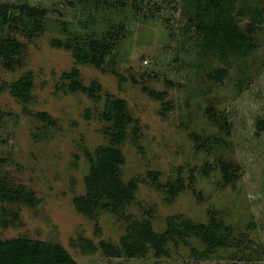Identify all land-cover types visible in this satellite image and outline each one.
I'll use <instances>...</instances> for the list:
<instances>
[{
    "label": "rangeland",
    "instance_id": "1",
    "mask_svg": "<svg viewBox=\"0 0 264 264\" xmlns=\"http://www.w3.org/2000/svg\"><path fill=\"white\" fill-rule=\"evenodd\" d=\"M191 2L0 0L22 16L0 28L17 40L12 67H0V178L39 199L0 201V239L46 241L78 264H264V21L252 50L220 58L202 51ZM24 6L44 10L40 26L23 19ZM225 9L246 32L249 12L264 15V0H232ZM94 36L111 45L100 67L89 61ZM74 67L78 81L96 82L98 91L69 90L62 76ZM26 74L33 85L24 101L10 89ZM112 100L124 102L130 120L117 145L120 176L136 180L137 190L113 208L98 198L83 211L76 201L92 195V160L111 145L114 131L99 116ZM170 216L177 225L214 219L216 236L229 229L227 244L209 247L187 233L148 243L135 257L107 255L105 246L122 249L132 223L149 221L161 235Z\"/></svg>",
    "mask_w": 264,
    "mask_h": 264
},
{
    "label": "trees",
    "instance_id": "2",
    "mask_svg": "<svg viewBox=\"0 0 264 264\" xmlns=\"http://www.w3.org/2000/svg\"><path fill=\"white\" fill-rule=\"evenodd\" d=\"M191 1L190 4L195 3V7H193L194 15L192 14L189 21L196 24L199 32L203 35L202 51L206 52L213 48L215 51L220 52L221 58L226 57L229 53L235 56L252 50L251 36L264 21V15L261 11L253 9L249 12L252 23L248 25L247 31L243 32L239 29L234 17L225 9V6L229 5L232 0ZM24 8L26 17L23 19L30 18L36 25L40 26L41 20L45 16L44 10L30 6H24ZM21 20L22 16L10 13L8 6L0 4V28L13 22L18 24ZM52 43L55 47L70 48V46L59 40H54ZM88 43L91 51L89 61L100 67L102 57L109 54L111 45L103 37L98 36L90 38ZM16 47V38H9L0 32V67H12ZM74 58L76 64L83 62L77 55H74ZM226 73V69H218L214 79L220 81ZM62 77L71 81L68 84V89L71 91L92 94V91H98L99 89L96 82H92L90 87L82 85L78 81L79 73L75 67ZM32 85V76L26 74L22 81L11 86L10 92L17 99L26 101L30 99ZM148 92L154 95V92L150 90ZM105 107V111L99 116L100 120L109 122L114 132L110 135L111 145L101 147L96 152V159L92 160L93 171L90 177L87 178L92 195L88 200L76 201V205L83 211L88 210L92 204L94 205L95 200L98 198L113 208L123 199L127 200L137 190L136 180L132 179L125 183L120 176L123 155L117 145L123 140L125 128L130 121L125 112V104L123 101L112 100ZM38 115L47 119L44 113ZM258 129H264V120L258 123ZM4 161L5 159L0 156V164ZM156 186L159 185L156 184ZM182 187L183 183L180 181L177 188L172 189L173 195ZM0 201L21 202L33 206L39 202V199L32 190L27 189L25 186L13 187L8 185L4 178H0ZM173 220L174 216L167 218V228L161 235L153 231L149 221L134 222L130 225L129 237L122 241L121 250L109 246H105L104 249L109 256L119 257L124 255L131 258L143 254L148 243L159 245L167 237L181 236L180 234L187 233L195 234L209 247L227 244L226 237L230 234L229 229H225L220 235L216 236V232L222 228L214 219L208 225H196L189 219L181 221L177 225ZM0 264H78V262L66 250L57 245L39 239L19 237L0 239Z\"/></svg>",
    "mask_w": 264,
    "mask_h": 264
}]
</instances>
